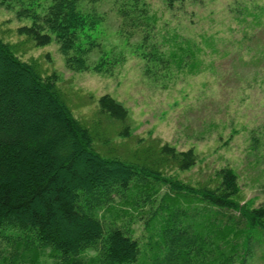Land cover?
<instances>
[{"label": "trees", "instance_id": "obj_1", "mask_svg": "<svg viewBox=\"0 0 264 264\" xmlns=\"http://www.w3.org/2000/svg\"><path fill=\"white\" fill-rule=\"evenodd\" d=\"M47 1L44 13L19 10V17L32 19L19 31L38 45L55 40L68 69H90L91 54L101 47L94 33L105 14L99 10L102 0ZM164 1L172 9L187 0ZM111 2L121 18V33L130 34L129 28L138 25L149 28L154 19L143 0ZM110 63L101 49L93 68L107 74ZM56 80L57 74L42 75L34 59H21L14 46L0 38V242L14 247L10 254L0 247V264H39L47 248L58 257L55 264L258 263L257 251L264 246V204L241 200L239 176L232 167L218 169L209 185L200 186L161 170L194 167L199 156L193 148L177 150L166 143L131 157L102 155ZM99 106L119 120L129 114L108 93L100 97ZM161 185L168 189L144 220L151 256L143 263L144 250L130 226L106 227L103 213L115 194L125 204L128 192L136 194L135 209L141 203L154 205ZM181 196L190 201L189 209L174 205L162 212L168 201ZM87 252L92 253L86 257ZM259 258L264 260V251Z\"/></svg>", "mask_w": 264, "mask_h": 264}, {"label": "rangeland", "instance_id": "obj_2", "mask_svg": "<svg viewBox=\"0 0 264 264\" xmlns=\"http://www.w3.org/2000/svg\"><path fill=\"white\" fill-rule=\"evenodd\" d=\"M143 2L154 18L149 28L138 25L124 34L111 0H102L99 10L105 14L94 33L101 47L94 49L87 70L68 69L55 40L38 45L19 31L32 24L30 17L18 16L19 10L44 13L47 0H0V38L21 59H34L42 75L57 74L64 101L102 155L131 157L166 143L177 150L193 148L199 156L194 167L179 171L167 166L162 172L202 186L212 182L218 169L230 166L239 176L241 200L264 204V0H187L172 9L164 0ZM101 49L114 63L107 74L93 68ZM107 93L128 109L126 120L101 111L99 99ZM167 189L161 185L154 205L141 203L136 209V194L128 192L126 204L115 194L103 213L106 227L130 226L144 250L143 263L151 256L144 220ZM182 197L168 201L162 212L174 205L189 209L190 201ZM0 243L4 253L14 250ZM263 251L264 246L257 251V264H264L259 258ZM57 259L47 248L39 264Z\"/></svg>", "mask_w": 264, "mask_h": 264}]
</instances>
